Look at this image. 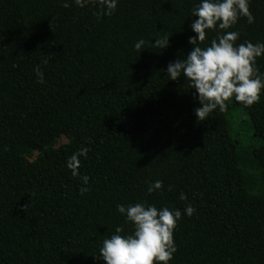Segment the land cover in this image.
Listing matches in <instances>:
<instances>
[{"label": "trees", "instance_id": "1", "mask_svg": "<svg viewBox=\"0 0 264 264\" xmlns=\"http://www.w3.org/2000/svg\"><path fill=\"white\" fill-rule=\"evenodd\" d=\"M199 2L118 0L108 16L74 0H0V264H102L103 240L133 231L116 206L137 202L181 210L169 264H264V89L197 121L195 90L166 73L193 47ZM249 11L253 23L220 33L264 42V0ZM81 147L87 185L66 166Z\"/></svg>", "mask_w": 264, "mask_h": 264}, {"label": "clouds", "instance_id": "2", "mask_svg": "<svg viewBox=\"0 0 264 264\" xmlns=\"http://www.w3.org/2000/svg\"><path fill=\"white\" fill-rule=\"evenodd\" d=\"M118 0H74V3L83 8L89 3L99 5L102 15H112L117 8ZM68 6L67 3L64 4ZM191 16L196 17L190 28L195 33L189 37L188 43L192 45L191 51L183 59L169 62L166 73L169 80H176L183 76L194 89V99L199 107L194 109L197 121H204L215 109L226 111L230 100L244 107H251L260 100V93L264 89V74L256 68V59L264 55V42L253 44L246 41L235 44L238 32L220 30L229 29L237 23L240 17H246L248 23H253L254 17L249 11V0H200L193 7ZM206 30L217 31V37L211 40L210 46H200L206 39ZM143 40L135 44L140 50ZM169 46V36L157 38L153 47L166 48ZM42 63L46 64L47 60ZM37 83H44V74L39 65L34 68ZM89 149L81 147L67 160V168L73 177H79L84 185L89 183L87 175L81 176L79 172L80 157H87ZM163 183L156 180L147 187L149 194L162 191ZM171 190V186H169ZM89 191L81 187L80 193ZM179 199L187 200L181 192ZM116 210L125 217L126 222L133 226L131 234H124L122 226L115 228L114 234L102 242L99 255L96 257L102 264H169L176 252L173 239L177 222L182 218L180 209L169 207L157 208L153 204L137 202L127 206L118 204ZM195 208L188 203L183 213L191 217Z\"/></svg>", "mask_w": 264, "mask_h": 264}]
</instances>
